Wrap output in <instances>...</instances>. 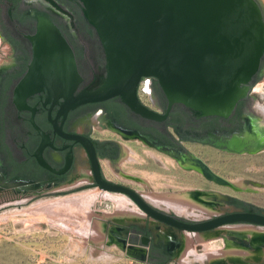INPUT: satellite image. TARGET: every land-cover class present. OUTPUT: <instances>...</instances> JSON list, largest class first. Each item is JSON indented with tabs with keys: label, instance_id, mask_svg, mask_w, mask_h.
Instances as JSON below:
<instances>
[{
	"label": "water",
	"instance_id": "obj_1",
	"mask_svg": "<svg viewBox=\"0 0 264 264\" xmlns=\"http://www.w3.org/2000/svg\"><path fill=\"white\" fill-rule=\"evenodd\" d=\"M81 1L86 17L96 28L103 45L106 76L97 89H82L76 94L81 77L69 46L44 14L32 9L24 12L36 17L37 30L32 36L24 35L32 42L33 55L25 75L12 91V104L15 109L31 111L30 122L41 136L34 151L38 163L61 173L70 162V158L65 157L64 167L54 171L42 156L43 146L52 147L51 141L34 122L36 109L24 102L27 96L43 92L44 102L50 103L46 108L48 119L50 107L53 103L59 104L54 119H49L53 130L76 141L87 151L98 189L125 194L147 217L180 231L206 232L233 223L264 227V212L243 210L201 221L181 220L179 216L155 207L139 192L103 179L90 139L60 130L69 109L114 97H119L131 111L151 120L166 118L174 104L200 111L197 116L228 115L237 101L247 94L264 56V20L258 3L255 0ZM144 76L154 77L164 93L167 99L164 114L148 108L138 99L137 85ZM59 98L63 100L58 102ZM60 115L63 118L58 121ZM227 148L233 150L229 145ZM187 159V165L206 178L218 184L228 183L195 156ZM18 185L29 191H40L46 186L35 180ZM145 244L144 241L141 245L127 247V250L130 247L141 250L143 255L127 253L145 260L148 258Z\"/></svg>",
	"mask_w": 264,
	"mask_h": 264
},
{
	"label": "rangeland",
	"instance_id": "obj_2",
	"mask_svg": "<svg viewBox=\"0 0 264 264\" xmlns=\"http://www.w3.org/2000/svg\"><path fill=\"white\" fill-rule=\"evenodd\" d=\"M255 1L264 14V0ZM22 2L23 7L44 6V0ZM4 7L0 6V25L6 22ZM10 56L0 37V71L9 65ZM253 90L247 94L250 113L264 128V64L253 81ZM143 102L152 107L151 100L143 97ZM85 125L87 119L77 128ZM94 134L110 136L102 129ZM129 145L122 169L132 177L107 172L103 164L105 173L113 180L127 182L143 196L154 195L158 202L145 199L163 211L201 221L232 211L229 199L237 197L264 212V145L256 151L227 153L186 144L227 184L207 180L183 161L137 140ZM90 181L85 166L64 184H45L40 191L0 188V264H151L148 258L134 257L143 252L133 247L127 250L133 244L125 240L128 226L143 225L146 215L125 194L87 187ZM163 198L168 202L160 200ZM146 222L167 248L170 259L166 264H264L263 226L233 223L206 232H187L152 218Z\"/></svg>",
	"mask_w": 264,
	"mask_h": 264
},
{
	"label": "flooded vegetation",
	"instance_id": "obj_3",
	"mask_svg": "<svg viewBox=\"0 0 264 264\" xmlns=\"http://www.w3.org/2000/svg\"><path fill=\"white\" fill-rule=\"evenodd\" d=\"M22 3V0H18L17 3L15 0H0V6L4 5L6 9V22L0 25V37L11 52L9 65L0 71V188L3 189V186L21 187L18 183H27L31 180L49 185L64 184L85 166L91 178L87 187L96 186L87 151L76 141L64 138L53 130L49 119H54L59 104L53 103L50 107L48 119L46 108H49L50 103L44 102L43 92L27 96L24 102L27 106L36 109L33 113L34 122L47 134L48 141H51L53 148L45 144L42 156L54 171L64 167L65 157L70 158V162L61 173H55L38 163L34 151L41 141V136L30 122L31 111L14 108L12 91L25 75L33 55L32 42L24 35L32 36L36 33V17L24 13L27 9L44 14L55 25L69 46L81 77L74 94L82 89L95 90L105 79V52L98 32L86 17L85 6L81 0H44V6L40 8L23 7ZM260 70L261 65L257 75ZM257 75L249 84L248 92H254L253 81ZM149 77L152 88V107L139 99V83L136 90L137 97L148 108L164 114L167 109V99L157 80L152 76ZM247 94L237 101L226 116L206 114L197 116L201 113L200 111L174 104L166 118L151 120L131 111L119 97H114L69 109L64 118L60 115L57 120L60 121V118H63L60 125L63 133L81 134L90 139L103 179L135 190L125 181L109 178L103 164L107 165V172L109 170L119 171L124 176L132 177L122 167L125 156H128V150L131 148L129 144L136 140L146 147L181 160L186 165L189 164L187 157L195 156L188 150L186 144L211 146L227 153L250 152L263 147L264 128L259 118L251 115L250 97ZM62 100L59 98L57 101ZM41 102L44 104L42 105ZM179 109H183L187 116L185 117ZM84 119H87V125L78 129L77 125ZM97 129L107 131L110 136H96L94 133ZM249 136L253 139H248ZM227 145L233 150H229ZM62 146L65 147L61 148ZM236 149L240 151L237 152ZM195 157L201 160L200 157ZM229 203L234 207L232 211L263 212L255 205L237 197H231ZM246 204H251L253 207ZM222 214L225 213L219 215ZM125 232H128L127 240L131 244L141 245L144 241L146 242L144 247L147 249L148 260L154 259L162 264L168 263L170 256L167 248L161 238L154 237L148 223L145 226L129 225Z\"/></svg>",
	"mask_w": 264,
	"mask_h": 264
},
{
	"label": "built area",
	"instance_id": "obj_4",
	"mask_svg": "<svg viewBox=\"0 0 264 264\" xmlns=\"http://www.w3.org/2000/svg\"><path fill=\"white\" fill-rule=\"evenodd\" d=\"M151 94V78L149 76H144L138 85V97L143 102V97L147 100H151Z\"/></svg>",
	"mask_w": 264,
	"mask_h": 264
},
{
	"label": "trees",
	"instance_id": "obj_5",
	"mask_svg": "<svg viewBox=\"0 0 264 264\" xmlns=\"http://www.w3.org/2000/svg\"><path fill=\"white\" fill-rule=\"evenodd\" d=\"M17 1L18 0H15V2L17 3ZM48 1H51V0H48ZM263 20H264V14H263ZM264 64V58L262 59V61H261V67H262V65ZM259 75V74H258ZM257 75V76H258ZM175 108H177V107H175ZM180 111H181V113L183 114V115H185V117L187 116L186 115V113H185V111H183V109H179ZM240 203H244V202H242V201H239ZM247 206H250V207H253V205H251V204H246ZM151 264H162V262H160V261H157V260H154V259H149L148 260Z\"/></svg>",
	"mask_w": 264,
	"mask_h": 264
},
{
	"label": "bare ground",
	"instance_id": "obj_6",
	"mask_svg": "<svg viewBox=\"0 0 264 264\" xmlns=\"http://www.w3.org/2000/svg\"><path fill=\"white\" fill-rule=\"evenodd\" d=\"M126 147V146H125ZM129 152V151H128ZM142 195V194H141ZM143 196V195H142ZM144 198H146V199H148L149 201H151V202H158V201H156L158 198L157 197H154V195H150V194H145L144 196H143ZM157 198V199H156ZM161 201L162 200H166V199H160ZM169 200H171V199H169ZM154 202V203H155ZM165 202H168L167 200L165 201ZM169 204H170V201H169ZM175 206V205H174ZM183 206V205H182ZM182 206H177V208L179 209V210H183L184 208L182 207ZM124 207V206H123ZM176 208V209H177ZM200 259V258H199Z\"/></svg>",
	"mask_w": 264,
	"mask_h": 264
},
{
	"label": "crops",
	"instance_id": "obj_7",
	"mask_svg": "<svg viewBox=\"0 0 264 264\" xmlns=\"http://www.w3.org/2000/svg\"><path fill=\"white\" fill-rule=\"evenodd\" d=\"M150 219V217H145L144 218V221H143V225L142 226H144L145 224H147L148 222H146V220H149ZM127 234H128V232H125V240H127ZM127 242H129L128 240H127ZM130 245V244H129ZM133 245H139L138 243H135V244H133Z\"/></svg>",
	"mask_w": 264,
	"mask_h": 264
}]
</instances>
